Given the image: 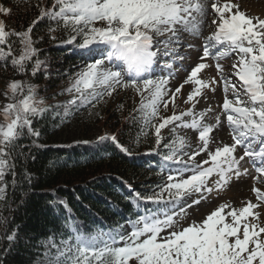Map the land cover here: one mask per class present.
I'll return each instance as SVG.
<instances>
[{
	"label": "snow or ice",
	"instance_id": "1",
	"mask_svg": "<svg viewBox=\"0 0 264 264\" xmlns=\"http://www.w3.org/2000/svg\"><path fill=\"white\" fill-rule=\"evenodd\" d=\"M25 3L36 16L24 30H9L0 19V67L7 71L10 65L13 70L6 89L0 91V113L6 121L0 125V201H5L9 183L13 187L26 183L25 195L33 191L34 176L27 163L36 159L34 150L47 147L34 121L50 115L58 120L54 128L67 127L82 110L88 111L87 120L102 119L90 109L122 93L140 96L139 108L133 109L137 115L130 117L141 122L135 141L125 146L117 135L104 134L96 143L110 141L121 153L133 156L135 146L151 132L147 154L161 157L160 181L144 186L145 191L121 181L131 193L124 199L134 206L123 223L96 225L86 232L81 223L62 220L60 232L38 242L43 252L34 264H264V18L246 15L232 0ZM11 13V8L0 5V15ZM42 23L47 24L44 34L34 38V29L39 31ZM207 29L212 31L205 35ZM45 39L58 47L71 46L83 60L80 70L68 76L69 86L52 95L53 100L57 95L70 99L52 105L39 96L40 86L27 78L43 72L47 81L51 75L49 58L41 59L37 47ZM193 52L195 60L186 66ZM209 58L215 61L214 76L206 81L200 74L212 67ZM226 58H231L227 67L222 63ZM160 59L166 75L152 79L153 65ZM178 69L186 76L174 84ZM209 87L212 93L222 88V105L211 106L214 97L203 92ZM182 90L181 102L191 105L189 110L154 123L161 108L167 109ZM201 103L205 111L197 116L194 110ZM123 107L121 103L118 110ZM178 127L195 130L191 143L177 135ZM166 128L167 139L161 132ZM226 128L227 140L221 135ZM70 134L75 139V133ZM22 138L29 143H19ZM75 143L90 144L79 139ZM244 178L252 182L249 190L254 196L236 206L221 202L229 185L247 183ZM52 194L48 204L54 210L63 206L70 215L66 200ZM0 228L5 232L0 236L4 264L20 226L9 230L0 216Z\"/></svg>",
	"mask_w": 264,
	"mask_h": 264
},
{
	"label": "trees",
	"instance_id": "2",
	"mask_svg": "<svg viewBox=\"0 0 264 264\" xmlns=\"http://www.w3.org/2000/svg\"><path fill=\"white\" fill-rule=\"evenodd\" d=\"M36 2L37 0H31L32 4ZM43 2L47 4L48 0ZM0 5L12 9L10 16L0 15L9 30H24L28 22L36 16V10L29 7L25 0H0ZM46 28L47 24L42 23L39 31L34 29V38L43 35ZM37 47L41 49V59L49 58L48 72L51 75L47 81L43 72L38 73L35 78H27L40 86L39 96L45 101L51 100L47 105H52L59 101V95L56 100L52 99V95L57 93V87L66 82L67 65L76 53L71 51V46L58 47L47 39ZM12 76L10 65L7 71L0 67V78L9 79ZM123 99V94L111 99L103 120V128L107 131L101 135L115 134L121 143L128 146L136 139L135 126L138 121L131 120L130 117L136 114L128 107L125 111L118 110V105ZM57 123L58 120H53L50 115L38 122L34 121V125L44 134L41 143H45L47 147L34 150L36 159L27 163V170L34 176L31 186L33 191L25 195L28 189L26 183L20 181L15 187L9 183L6 199L0 201V216L7 221V228L11 230L14 226H20L17 242L4 257V264H34L43 252L38 242L53 231L60 232L62 220H75L84 226L86 232L96 225L106 228L116 221L123 223L129 214L134 212V206L130 200L124 199L131 193L121 181H126L133 189L141 192L145 191L144 186L160 181L161 172L158 165L161 163V157L147 154L152 138L142 137L140 143L135 146L137 154L133 156L121 153L110 141L97 144V138L95 141L86 138L90 142L89 145L69 143L73 146L67 147L69 144L59 145L52 140L55 131L53 125ZM152 135L150 132L149 136ZM19 143L27 144L29 141L22 138ZM17 163L20 165L21 162ZM21 170L20 166L16 169L18 174ZM93 177L99 179L93 180ZM6 179L10 182L11 175ZM53 192L55 198L66 200L70 215L63 206L54 210L48 204V201L54 199ZM4 234V228H0V236ZM4 243L6 244V241Z\"/></svg>",
	"mask_w": 264,
	"mask_h": 264
},
{
	"label": "rangeland",
	"instance_id": "3",
	"mask_svg": "<svg viewBox=\"0 0 264 264\" xmlns=\"http://www.w3.org/2000/svg\"><path fill=\"white\" fill-rule=\"evenodd\" d=\"M233 3L239 4L240 10L245 12L246 15L250 17H260L264 18V0H232ZM4 16V15H3ZM211 29H207L205 32V35L211 33ZM199 43V42H197ZM19 48V45H17V49ZM195 60V53L193 52V55L190 60L186 61V66H189L194 62ZM89 62H91L89 60ZM83 60L81 55L75 54L72 58L69 60V65H67V73L65 77V83L64 85H60V87H57L58 89L55 90V92H60L62 89L69 86V79L68 76L72 75L80 70V66L82 65ZM165 63L163 59L158 60L156 66L152 68L153 75H151L152 79H156L157 77L161 75H166V72H162L161 69L163 66H160V64ZM209 63L212 65V67H209L200 74V78L210 81L214 76V64L215 61L209 60ZM226 65V67L231 63V58H226L224 61H222ZM122 67V66H121ZM117 70H120L118 68ZM186 76V72L183 69H178L177 71V78L172 80V83H178V81H182ZM7 82H9V79L7 77H1L0 78V91H3L6 89ZM191 86H186V89H190ZM184 90H182L181 94L177 95V98L175 101L170 100L169 105L167 109L161 108L158 119L154 121V123H159V118H166L168 116H171L173 114L179 115L181 112H187L191 105H185L181 102V97L183 95ZM204 94H210L212 97H214L211 100V106L213 108H216L217 105H222V88L218 89L217 92L212 93L211 87L203 90ZM123 94V101L124 104L122 111H125V109L128 107L133 113L137 115L136 112L133 111V109H138L140 105V96L135 95L131 92L128 93H122ZM229 98L231 99V95L229 94ZM70 99L68 95L59 96V101H66ZM51 100H47L46 104H50ZM0 104H2V101H0ZM111 104V100H109L107 103H102L98 109H90V111L95 114L97 111L99 112V116L102 117V119H93V120H87L85 119L88 115V111L82 110L80 113H77L75 118L70 119L67 121V127L65 125H61L60 128H55L52 140L59 145L69 144V143H75V139L79 140H86V138H92L94 141L96 138H98L99 135L106 132L105 128H103L104 124V112L105 109ZM120 105V104H119ZM118 105V106H119ZM219 110V109H217ZM197 113V116L200 112L205 111V105L203 103L196 106V109L194 110ZM210 115V114H209ZM223 119V118H222ZM184 120L186 122H190L191 117H184ZM6 121L4 120L3 114L0 113V125H4ZM177 124L179 122H176ZM141 124L140 121H138L137 125L135 126V130L137 131L136 134L139 133ZM86 126H88L86 128ZM169 127H172L171 125ZM86 128V130H85ZM75 133V139L73 138V135L70 133ZM162 135H164L167 138H169L168 135V129H162L161 130ZM228 132H230L229 129H225L226 137L228 139ZM176 133L180 137H184L189 143H191L194 139V133L195 130L191 129H185L182 127H178L176 129ZM152 137V136H151ZM149 136V138H151ZM225 139V140H227ZM137 146V145H136ZM207 167V165H206ZM250 171H254L250 168ZM167 173L164 172L163 175H166ZM247 183H241L240 181H233L232 184L229 185V187L222 193L224 200L221 202L227 201L230 203H233L234 206L237 204H240L242 201H246L247 199H250L254 196V193H252L249 189L252 187V182L248 180V178H244ZM198 213L194 214V218L198 219Z\"/></svg>",
	"mask_w": 264,
	"mask_h": 264
},
{
	"label": "bare ground",
	"instance_id": "4",
	"mask_svg": "<svg viewBox=\"0 0 264 264\" xmlns=\"http://www.w3.org/2000/svg\"><path fill=\"white\" fill-rule=\"evenodd\" d=\"M233 55H234V54H233ZM208 62H209V61H208ZM221 135H223L224 138L227 139V137H226V136H227L226 133H221Z\"/></svg>",
	"mask_w": 264,
	"mask_h": 264
}]
</instances>
